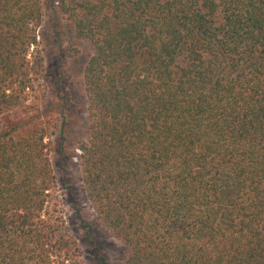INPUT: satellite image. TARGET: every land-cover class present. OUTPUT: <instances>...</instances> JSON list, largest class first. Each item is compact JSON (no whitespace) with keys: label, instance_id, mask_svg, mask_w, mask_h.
<instances>
[{"label":"trees","instance_id":"1","mask_svg":"<svg viewBox=\"0 0 264 264\" xmlns=\"http://www.w3.org/2000/svg\"><path fill=\"white\" fill-rule=\"evenodd\" d=\"M54 3L93 49L80 180L123 264H264V0ZM42 18L0 0V264H85L49 128L3 121L38 96Z\"/></svg>","mask_w":264,"mask_h":264},{"label":"rangeland","instance_id":"2","mask_svg":"<svg viewBox=\"0 0 264 264\" xmlns=\"http://www.w3.org/2000/svg\"><path fill=\"white\" fill-rule=\"evenodd\" d=\"M43 18L37 47L42 73L37 97L4 115L23 132L33 123L49 128L48 157L55 176L58 202L69 234L77 239L85 264H123L128 250L99 224L81 187L79 150L87 138V112L82 85L83 68L92 53L89 42L77 37L72 20L56 9L54 0H41ZM105 263V264H106Z\"/></svg>","mask_w":264,"mask_h":264}]
</instances>
